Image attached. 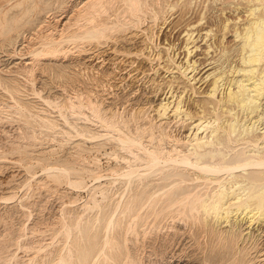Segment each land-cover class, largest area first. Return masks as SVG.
<instances>
[{
    "label": "bare ground",
    "instance_id": "bare-ground-1",
    "mask_svg": "<svg viewBox=\"0 0 264 264\" xmlns=\"http://www.w3.org/2000/svg\"><path fill=\"white\" fill-rule=\"evenodd\" d=\"M20 1L18 2L17 6L15 5V7H20L22 3L25 4V2ZM168 1L169 0H68L69 5L66 3V0H33L32 2H27L23 8H18L17 11L11 14H6L3 19H0V42H2L3 47L4 45L6 46L9 44L14 46L17 43V39L20 35L19 32L21 30L25 29L27 30L26 32H30L27 34H32L36 30V27L43 28L42 32H40L41 29L38 28L35 31L37 34V31L40 30L38 32L40 33V35L38 34L39 36L29 35L31 37H36L37 41L32 40V38L28 36L30 38H28V40L30 41L27 42V40L23 37L25 39V45L20 46L27 48V52L30 50L31 53H34L38 61H44L39 64V67L36 68L35 63L37 62L35 61L37 60L34 61L35 63L31 61L30 65L27 63L26 66L21 65V63H24L22 62L24 60L23 58H21L23 59L22 61L17 63L14 62L15 60L13 59L14 61L11 62H14L12 64H15L14 66L17 69L15 68L16 70H13L8 68L7 71L2 70L4 72L6 71V74L0 70L3 73H0V87L12 100H14V102L17 104V108L19 106V109H16V112H18L17 110L22 109L20 106L23 108L35 107L34 104H32L33 101H31V103L30 101H24V99L21 98V96H24L23 94H25L29 88L28 85L21 84V81L23 82L25 79L26 81L27 79L30 80V76H34L36 73L41 74L39 71L44 73V71L57 69V72L61 73L60 77L65 75L63 73L66 70H69L68 68L71 66V63H69L67 59L65 60V56L68 55L67 53L70 50V46H72L71 49L82 51L85 50L84 48L86 46L100 48L102 45L115 46L116 42L120 40L131 42L134 39H137V36H139L138 38L140 39V42L148 45L147 40H151V38H149L151 34L150 36L149 34L148 36H144L145 32L140 31V29L133 31L131 29L139 26L142 18L144 17H148L151 19V21L155 22L156 19H158V14L161 12V9L169 5ZM193 1L194 0H177V3H174L175 5H170L172 6L171 8H174L173 6L178 8L177 13L175 14H178L180 18H178L179 21L177 22H180V20L186 18V12L188 8L190 9V5L193 3ZM207 1L208 0H205V3ZM217 1H219L221 6L220 12L217 11L220 16H222L220 13L223 14L225 12H230V10L231 12L234 11L233 14H236L235 12H237L238 16L235 15L237 17L232 20H235V24L231 23L232 21L229 19V17L224 20L222 19L223 27L221 29L223 31V35L220 33L222 36L219 35V38L217 37L218 39L215 40V33L219 31L214 29L213 24L211 25L213 28L205 26L206 29L202 30L201 32L197 31L199 29L198 26L200 27V25L207 23L209 19L207 20L206 17L199 16L200 18L195 20L193 23L191 22L192 24L188 22L189 24H187V27H184L186 29H182L184 31L183 36L185 38V43L183 42L184 46L182 45L184 51H182V47L179 49V51L185 53H183L184 55L182 58L180 57L181 59L177 57V53L179 51H176V53L173 55L168 53H172V51H169L171 50L169 47L171 45L168 46V44L167 46L164 44L160 45L158 50H156V53L152 56L146 53L147 51H145V49L146 47L149 48V46L145 45H143V48L141 49L139 48V45V50H132L130 47L127 51L126 48L125 52H120L119 50H116V48H111V50L115 53L111 57L117 56L114 58L127 67L124 70L118 71L119 73L121 71H123L121 73H124L125 70L129 71V67L134 69L132 75L134 74V77H138L140 81L142 80L141 77L146 75L145 77L148 78L147 81L154 83L155 86L157 85V88H165L166 94L165 96H162L163 98L160 97L159 99L157 97V99L155 96L156 99L149 101L148 105L144 106L147 107V110L149 109L148 111L151 113L150 116L149 114L147 115V110H145L147 113L144 111L142 112V110L146 109L144 108L141 110L142 114L141 116H138V118H136V113L138 111H135L136 113H134L131 110V113H129L130 110H128L129 116L130 114L134 113V117L136 118L135 120L138 119L136 122H133L134 120H123V118L120 120H115V118L113 119L108 113H115V110L101 107V109H106V111H104L99 109L98 107L100 106L96 104L98 102V97L104 94L99 93L101 88H97V90L99 89V92L94 89L92 90L93 92H98V94L95 93L98 96L96 97L95 95V98H97L95 102V99L90 96L91 94H85L89 91V89L85 91L86 88L84 89V94L86 95H84V98H79L78 100L76 99L77 101H71L72 98L69 97L70 101L69 99H67L68 101L64 100V105L75 111L78 109H83L84 107H86L85 109L89 107L90 109L88 113H92L103 126L101 127V129L103 128V132L101 133L96 130V134L100 135L102 138L105 137L107 139L108 137L110 139L112 138V140L114 139L113 141H116L117 145H119L121 149L127 153L129 159L127 156H125L127 159H125L126 162L124 163L127 164L125 165L127 170L124 172V170L121 169L123 172L120 174V176L125 179V181L123 180L125 182V191H131V194L128 197H125L124 194L121 195L120 199L116 201L115 204L108 203L105 206H98V214L94 216L88 217L85 220L78 219L73 221L74 223L72 222L66 226H63L65 227L64 239L60 244L56 245V248L53 252H50L45 255L46 257H43L45 259L43 260L44 264H135V256L128 248V234L131 229L136 230L137 226L140 225L145 217L154 211H160L162 213L167 212L169 215H172V217H174L173 215L175 214L177 218H181L180 221H182L183 217L199 218V221L203 227L202 231L204 230L207 232L209 238L207 236L206 237L210 240L209 243H211V247L209 248L210 253L207 254L209 258L207 255V258H204L208 259L210 264H219L223 257L226 260L227 255L235 253L237 246L236 244L239 240H242L245 237H254L252 231L248 230L251 225L257 222H260L261 224L262 222L264 223V0H233L228 2L225 0ZM208 3L209 2H207V5ZM211 4L212 5L210 6L213 8L216 6L212 1ZM210 6H208L207 9ZM57 9H63L64 11L61 14H57ZM215 9L216 8H214V10ZM50 12H52V21L54 20V23L52 22L53 24L49 23V21L46 22L44 17L45 14ZM203 12L204 11H202V13ZM33 13L36 14V18L32 20L30 16ZM204 13H206V11ZM214 14L216 13L214 12ZM218 14L216 15L219 16ZM48 17H51V15ZM188 17L187 18L190 19V16ZM46 19L48 20V18ZM44 22L46 23L44 24ZM183 22L186 23L184 20ZM156 23L158 22H155V24ZM209 23L207 24L210 25ZM231 24L233 25L231 26ZM151 25L152 24H150L149 27H151ZM182 27L183 26L181 25V28ZM213 29L217 32L214 33ZM199 30H201V28ZM53 31H58L57 35H55L56 33L53 34ZM126 31L129 32L125 33ZM228 31H233L232 36L236 42L234 47L227 46L230 49L222 46L224 37L230 33ZM25 34L24 36H26ZM208 37L209 41L210 38L214 37L215 43L213 45L206 44L205 46V43L208 42ZM204 39L207 41H204ZM199 41L205 42L203 43L205 47L203 52H201V44L200 46L197 45ZM150 48L154 49V47ZM172 48H175L174 45H172ZM19 50L21 52L22 48ZM104 50L105 49L99 51L102 53ZM150 50L148 51L150 52ZM8 51L9 53L7 54H12V56H14L18 50L13 47L12 50ZM22 53L24 54L25 52ZM92 55L94 54L92 53ZM87 56L89 58V55H86V57ZM105 60L106 59H104V61ZM109 60L114 61L113 58ZM109 60L107 59L108 62ZM143 63H152L154 66H152L150 69L147 67V69H149L147 72L144 65L145 69L141 70L142 72H140V69L142 68L139 67L140 64ZM101 64H103V62ZM137 65H139V67ZM74 66V68L71 66L72 69L77 68L76 65ZM10 68L13 67L10 66ZM115 69L117 68L115 67ZM131 69L130 71H132ZM98 70L100 71V69ZM72 72L71 74L67 72V76L70 77V75H75ZM77 72L78 71H76V73ZM113 73V77H116L114 70ZM126 73L128 72L126 71ZM53 75H55L54 72ZM102 75L103 73L100 76L102 77ZM106 76H104V79ZM121 76V79H118L117 77L116 79H113L122 81L123 75ZM129 76H131V74ZM77 77L78 76H76V78ZM157 77H163L162 82L159 84L157 83L159 82L158 79L155 83ZM19 78L24 79L20 81ZM40 78L42 77L38 76V79ZM74 78L71 76V80L68 82L70 87H72L73 84H75L74 86L77 85L74 82H76L78 78ZM109 80L111 81L112 79ZM40 81L41 80H39V83H41L42 86L39 85L40 87L35 88L33 83L32 87L30 86L34 94L38 92V89L44 87L45 85H50L49 82L46 84L42 83L43 81ZM98 81L100 80L95 82ZM106 82L107 81L103 82V84ZM100 83L101 81L99 82V85ZM65 84L67 85V80L66 83H64V86H66ZM103 84L101 83V85ZM108 85L110 87L111 85L114 86L115 84ZM118 85H116V87L114 86L113 89L119 88L120 90ZM141 85L140 88L143 89L145 84H143L142 87ZM151 85L152 84L149 86L151 87ZM70 87L66 88H69L70 91ZM76 87L72 88L75 89ZM105 87L107 88V86ZM106 88L105 90L107 92ZM52 89L54 90V88ZM135 89L131 88L129 90L132 95V91ZM139 89H136L135 92L137 93V90ZM121 90L123 89L121 88ZM28 91L30 92V90ZM151 91L155 92V89L153 90L151 87ZM41 92L39 90L38 93ZM70 92L73 91L71 90ZM117 92L119 91L117 90ZM117 92L116 95L119 99V97L122 95V92L120 96H118L119 94ZM144 92L142 90V92L139 93L141 94V97L142 93L143 95H146V92ZM153 92L147 93H149L148 95H151ZM112 93L113 92H111V94ZM34 94L32 95L35 96ZM77 94L78 93H76V95ZM39 96V99H41V101L44 103H50L52 100L51 98H45L41 95ZM140 96L139 98H141ZM65 98H68V96H65ZM101 99H99V101H101ZM110 100L111 98L109 99V102ZM123 100L127 101L128 99ZM123 100L120 99V102H123ZM134 100L137 99L134 98ZM142 100L144 99L142 98ZM54 101H52V103H54ZM103 102L104 101L101 103ZM106 103L108 102L106 101ZM127 103L129 104L130 101H127L126 104ZM123 104L122 106L126 105ZM132 104L134 108L136 103L134 104L132 102ZM142 105L139 106L142 107ZM59 106L61 105L59 104ZM122 106L120 104L121 108ZM117 107L114 108L116 109ZM44 108H46V106ZM138 109L140 108L137 107V110ZM82 113H79V115ZM144 113H146L145 115H147V117L144 115ZM36 114L38 116L39 112ZM115 115H120V117H123L127 114H123V116H121L122 114L116 113ZM37 116L35 115V119H37V121H39L38 119L40 118H42L41 120H44L43 118H45L44 116H40V118ZM86 118L88 117L86 116ZM69 119V121L73 120L72 118ZM77 119L78 118H75L74 122L71 121V123H69V121L66 122L67 124H72L75 123ZM80 119L84 121V119ZM131 119L134 118L131 117ZM88 121L92 122L89 119ZM129 122H133L134 126L131 124L133 128L130 127ZM51 123H49L48 126ZM84 123L86 122L77 124L81 125L78 126L81 127L82 130L89 131V133H85L86 135L92 132L91 135L93 136L95 134L93 131H95V129L98 127L94 130L92 129L93 131H91V128L89 130V127H87L88 124ZM83 124L85 127H82ZM54 126L57 127L56 125ZM172 126H175L174 128H176L177 132H179L177 129L179 128L180 132L176 133L175 130V134L173 130L171 131L173 134L168 132L167 127L168 130H170L173 128ZM43 127L45 126L43 125ZM67 127L68 126H65V128ZM53 128L54 127L51 129ZM71 128L73 129V127ZM67 129H69V127ZM67 129H64V131ZM70 131L72 132V130ZM82 134L83 132H81L80 137L83 136ZM86 135H84L85 138H92L86 137ZM93 137L95 139V136ZM54 171L62 172L59 170ZM62 173H65V171ZM97 175H99V173H97ZM99 176L101 177V175ZM100 177L97 176L95 179L99 180ZM203 188H208L210 190L207 189L205 193L200 192ZM77 208L80 207L77 206ZM180 223L182 224V222ZM132 225L134 226L133 228ZM183 226H185V222ZM258 226L260 227H257V232L254 231L256 233L255 236H260V238H263L264 240V228H261L263 225L261 226L258 224ZM183 230L185 231V229ZM200 235H198V237ZM194 237H196V235ZM260 238H258V240H260ZM136 245H138V243ZM46 246H49V244ZM139 247H141V245ZM43 250V246H39L30 254H25V257L27 258V264H33V262L41 257L42 253H44ZM240 250L238 251L240 252ZM262 250H264V248ZM235 257L236 256L233 258ZM240 259L238 261L235 258L237 262L234 260V262L231 264H243L241 263ZM197 263L200 262L198 261ZM202 263H206V261Z\"/></svg>",
    "mask_w": 264,
    "mask_h": 264
},
{
    "label": "rangeland",
    "instance_id": "rangeland-1",
    "mask_svg": "<svg viewBox=\"0 0 264 264\" xmlns=\"http://www.w3.org/2000/svg\"><path fill=\"white\" fill-rule=\"evenodd\" d=\"M19 1L20 0H0V15H1L0 19H3L6 14H11V13L17 11L18 8H23L27 4V2L29 3L30 1L32 2L33 0H30V1L29 0H24V1L21 0L22 2H25V4L22 3L20 7H15V5L16 6L18 5ZM211 1L213 3H215V5H216V6H214V8H216L215 10L213 7L210 6V5H212ZM225 1L228 2V1H233V0H225ZM168 2H169V5L168 6L164 5L166 7L161 9V12L158 14V19H156V21H155L158 23L155 24V22L151 21L150 18L144 17V18H142L139 26L131 29L132 31L140 29V31L145 32L144 36L145 35L148 36V34L150 36V34H151V36L149 37V38H151V40H149L151 42H149L147 40L148 45H145V43L140 42V39L138 38L139 36H137V39H134L131 42L125 41V40L124 41L120 40V41L116 42L115 46L102 45V47H100V48H96L94 46H86L84 48L85 50H82V51L71 49L72 46H70V50L67 53L68 55L65 56L66 58L65 57H63V58H65V60L67 59V61L69 63H71V66H73V68L75 67L74 65H76L77 68L72 69V67L70 66V68H68L69 70H66L63 73L66 75V76L63 75V76H65L64 78H62L63 76L60 77L61 73H58L57 69L44 71V73L39 71L41 74L36 73L34 76H30V80L27 79V81H26V79H25L23 81L24 83L21 81L24 78H21V79L19 78V80L21 81V84L28 85V87H29L28 90H30V92L27 90L26 93L23 94L24 96H21V98L24 99V101H30V102L33 101V103L32 102L31 103L34 104L35 107L23 108L20 106V108H22V109L17 110L18 112H16V109H19V106L17 108V104L14 102V100H12L0 87V104H1L0 105V111L2 110L0 112V113H2V114H0V264H27V262H26L27 258L25 257V254H27V255L30 254L33 250H35L39 246H43L44 253H42L41 257H39L36 261H34L33 264H44L43 260H45V259L43 257H46L45 256L46 254L53 252L56 248V245L60 244L61 241L64 239L65 227H63V226H66L67 224L72 223L73 221H76L78 219L85 220L88 217L94 216V215L98 214V206H100V205L105 206L108 203L115 204L116 201H118L120 199L121 195L124 194L125 197H128L131 194V191L130 192L125 191V186H124L125 185L124 184L125 179H123V177L120 176V174H122L123 170H124V172H126L125 170H127V168H125V165H127V164H124L126 162L125 159L128 158L127 153L123 149H121V147L119 145H117L116 141H113L114 139L112 140V138L110 139L108 137H107V139L105 137L102 138L100 135L96 134L97 131L101 132V133L103 132L102 131L103 128L101 129V127H103V126L95 118V116L92 113H88L89 109H90L89 107H87V109H85L86 107H84L83 108L84 110L78 109L79 111L78 110L75 111V110L71 109L70 107L68 108V106H65L64 104H65V101H68L67 99H69V97L72 98L71 101H74L76 99L78 100L79 98H81V99L84 98L85 94L86 95L91 94L90 96H92V98L95 99L94 100V102H95L97 100V98H95V95H96L95 93L98 94V92L100 91L99 93H104V94L102 96H100L102 99L96 95V97H98L97 101L99 102V103L97 102L96 104L98 106H100V107H98L99 109H101V107H104V108H108L111 110H115L116 111V112L114 111L115 113H108L109 116H111L113 119L115 118V120H120L123 118V120H127V121H131V120L133 121L134 120L133 122H136L138 119L137 120H135V119L138 118V116H141L143 111L147 113V111L149 110V109L147 110V107H144V106L148 105L149 101H151V100L153 101L157 97L159 99H160V97L163 98L162 96H165L166 90L163 86H162L163 88H157L158 87L157 85L155 86L154 83H150L149 81H147L148 78L145 77L146 75L144 77L142 76L143 78L141 77V79H142L141 81H143V82H141L138 79V77H134L135 76L134 74L132 75L134 69H131L129 67H128L129 71L128 70L124 71L125 74L121 73L123 71H121L119 73L118 71L124 70L127 67L125 65H123V63L121 64L117 59L114 58L117 56L111 57V56H113V54H115L111 50V48H116V50H119L120 52H125L126 48H127V51L129 50L130 47H131L130 49H132V50H134V49L139 50L138 49L139 45H140L139 46L140 49L143 48V45H145V46H149V48L146 47V49H145V51H147L146 53H148V55L152 56L153 54L156 53V50H158V47L160 45L164 44L165 46H167V44H168V46L171 45V46H169L171 49L169 51H172V53L171 52H168V53L173 55L176 53V51L178 52L179 49H181L182 45L184 46L183 42L185 43V38L183 36L184 35L183 30L186 29L184 27L185 26L187 27V24H189L188 22H190V24H192L195 20L200 18L199 16L206 17L207 20L209 19V21L207 23L210 22L209 23L210 25H208L207 23H205L207 25L202 24V25H200V27L198 26V28L199 29L201 28V30H199V29L197 30V28H196V30L201 32L202 30L206 29V27H212L211 25L213 24L214 29L219 31V32H217L213 29L214 33L217 32V33H215L216 34L215 40H217L219 38V35H221V34L223 35V31L221 29L223 27V20L229 17V19L232 21L233 19H235V17L238 16L237 12H235L236 14H233L234 11L231 12V10H230V12H225L226 14L220 13L222 15V16H220L217 11L220 12L221 6L219 4V1H217V0H215V1L214 0H208L207 1V2H209L208 5H207V2L205 3V0H194L193 3L190 5V9L188 8V10L186 12L187 13L186 18L188 16H190V19H188L189 18L188 17L187 19L185 18V19L180 20V22H177V21H179L178 18H180L178 14H175V13H177L178 8H176L175 6H173L174 8H171L172 6H170V5H175L177 3V0H169ZM66 3L68 4V0H66ZM208 6H210L211 8L209 7L210 9L209 8L207 9ZM193 9H194V11H193ZM6 10H9V11H6ZM58 10L61 12H59ZM63 11H64L63 9H57V14H61ZM202 11H204V12L206 11V13H204V12L202 13ZM214 12L216 14H218L219 16L214 14ZM51 13L52 12L47 13L49 15L45 14L44 17H45L46 22L49 21V23L53 24L54 20L52 21L53 18H52ZM210 14H212V15H210ZM46 15H47V17H46ZM50 15H51V17H48ZM209 15H210V17H209ZM235 15H237V16H235ZM30 18L33 20L34 18H36V14L33 13L30 16ZM46 18H48V20ZM210 18L212 21L210 20ZM49 19H51V20H49ZM183 20L186 21V23L183 22ZM234 21H232L231 23L235 24ZM46 22H44V24ZM150 24H152L151 27H149ZM233 24H231V26ZM181 25L183 26L182 28H181ZM37 28L38 27H36L35 29L37 30ZM38 29H41V31L39 30L40 32L43 31V28H38ZM26 31L27 30L23 29L19 32L20 35L17 39V43L14 46L9 44L6 46L4 45V47H3L2 42H0V66H1L0 70L1 71L2 70L7 71L8 68L14 70L16 67L14 66L15 64H12V63L20 62L23 59L25 61L23 60L22 62H24V63H21V65H26L27 63H28V65H30L31 61L34 62L35 60H37L35 57V54L31 53L30 50H29V52H27L26 50H28V49L23 47V46L25 45V42H24L25 39L28 42V41H30V40H28L29 37L34 36V35L39 36L40 33H38L39 31H37V34H36L35 31L33 30L34 33H32L33 34L32 35V34H27L30 32H26ZM148 31H150V32H148ZM25 32H26V34H25ZM127 32H129V31H126L125 33H127ZM228 32H230V33H228L224 37L222 46L234 47L236 42L234 41V39H233L234 37L232 36L233 31H228ZM52 33L53 34L56 33L55 35H57L58 31L57 32L53 31ZM24 34L26 36H24ZM29 35H31V36H29ZM182 37L184 38V41H183ZM31 38H32V40L37 41L36 37H31ZM207 39H208V42H206V43L204 42V41H207L205 39L203 42L199 41L197 43V45H199V46L201 44V46H200V47H202L201 52H203V50L205 49L203 43H205V46H206V44H212L213 45L215 43L214 37L210 38V41H209V37ZM21 40H22V42H21ZM199 40H200V38H199ZM21 43H23V44H21ZM122 43H124V44H122ZM20 45H23V46H20ZM134 45H135V47H134ZM155 45H157V46H155ZM172 45H174L175 48H172ZM13 47H15L18 50L16 52V54L14 56H12V54H7V53H9L8 50H12ZM150 47H154L155 50L153 48H150ZM229 47H227V48L230 49ZM21 48H22V50L20 52L19 49H21ZM102 49H105L104 50L105 52L102 51V53H101L99 51ZM94 50H96V51H94ZM148 50H150V52ZM182 51H184L183 47H182ZM182 51H179L178 52L179 54L177 53V57H179V58L183 57V55H184L183 53H185V52H182ZM22 52H25L27 55L24 53L25 54V57H24V54ZM94 52H96L97 54ZM92 53L94 55H92ZM90 54H91V57H90ZM86 55H89V58H88V56L86 57ZM103 56H104V58H103ZM21 58H23V59H21ZM86 58H87V60H86ZM112 58L114 61L109 60ZM104 59H106L105 61L107 62V64L104 61ZM107 59L109 60V62L107 61ZM71 60H73V61H71ZM96 60H98V61H96ZM11 61H14V62H11ZM27 61H29V62H27ZM43 61H41V60L35 61V62H37V63L34 62L36 68L39 67V64H41ZM102 62H103V64H101ZM72 63H74V64H72ZM99 63H100V66H99ZM104 64H106V65H104ZM144 65H145L146 69H145ZM10 66L13 68H10ZM137 66L139 67V65H137ZM152 66H154V64H152V63L151 64H149V63L140 64L139 68H142V69H140V72H142L141 70H144V69L146 71L147 70L149 71V69ZM115 67L117 69H115ZM147 67L149 69H147ZM101 68L105 71H103ZM98 69H100L101 72ZM130 69L132 71H130ZM75 70L78 71L77 72L78 74L76 73ZM106 70L109 72H107ZM113 70L115 72V76L118 79H121V77H122L121 75H123L122 81H119L118 79H117L118 81L115 80L116 77H113V75H114ZM1 71H0V73L3 74L2 72H4V71H2V72ZM126 71L129 74L126 73ZM146 71H144V72H146ZM5 72H4V74H6ZM53 72L55 73V75H53ZM67 72H69L70 74H71V72L74 73L76 76H78L77 77L78 79L76 78L75 75H70V77H68L67 76L68 74H66ZM106 72H107L106 75L108 76V78L105 75ZM48 73H50V74H48ZM100 73L101 74L103 73V75H102L103 78L100 76L101 75ZM130 74H131V76H129ZM37 75L42 77V78L38 79ZM91 75H93V76H91ZM109 75H111V76H109ZM71 76L73 78L75 77L74 79H77L76 82H74L77 84L76 85L77 87L74 86L75 84L72 85V87H76L75 88L76 90L74 88L70 87L68 84V82H70V80H71L70 79ZM104 76H106L105 79H104ZM126 76H128V77H126ZM96 77H98L99 79ZM113 78H115V79H113ZM162 78L163 77H157L155 80V83L157 82V79L159 81L157 83L158 84L161 83ZM109 79H112L115 81H112V80L110 81ZM129 79H130V82H129ZM134 79H136V80H134ZM39 80H41L40 82L43 81L42 83H46V84H48L47 82H49L50 85H48V86L45 85L44 87L37 90L38 92H39V90H40V92L42 91L41 93H38L36 91L37 93L34 94L32 92L33 90L30 88V86L32 87V83L34 84L33 86L35 88L42 86L41 83H39ZM62 80L64 83H66V80H67V85L65 84L66 86H64V83L62 82ZM97 80H100L102 84L105 81H107V82L104 83L103 85H101V83H100V85H101L100 86L99 85L100 81L95 82ZM126 80H128V81H126ZM77 81H78V83H77ZM145 81L148 83H146ZM114 82H116V83H114ZM133 82H136V83L139 82V83L136 84ZM93 83H94V86H93ZM118 83H119V85H118ZM121 83H123V84H121ZM51 84H53L54 86ZM56 84H57V86H56ZM95 84H97V85H95ZM108 84H110V85L115 84L114 85L115 87H116V85H118V87H120V90H119V88L113 89L114 86L111 85L112 87L111 86L109 87ZM143 84H145V86H143ZM150 84H152L151 87L153 90L155 89V92L151 91V87L149 86ZM123 85H125V86L127 85V86L125 87ZM140 85H141V87L143 86V89L140 88ZM105 86H107V88ZM58 87H59V89H58ZM66 87H70V91L72 90L73 92H70L69 88H66ZM130 87L133 89H135V88L136 89L140 88V89L137 90L138 91L137 93L135 92L136 89L133 90L132 91L133 95H132L131 92L129 91L131 89ZM154 87H156V88H154ZM52 88H54V90ZM97 88H99V89L101 88V90L98 89L99 90L98 91ZM105 88L107 89V92H106ZM121 88L123 90H121ZM50 89H52V90H50ZM84 89H85V91H87V89H89V91L87 93H85ZM93 89L97 90L98 92H93L92 91ZM162 89H163V91H162ZM117 90L119 92H117ZM142 90H143V92L145 90H147V91H145L146 93L144 92L146 95L149 94L147 92H153V94L150 93L151 95L146 96V95H143V93H142V97H141L140 96L141 94H139V93H141ZM75 91H77V92H75ZM103 91H105V92H103ZM124 91L125 92L128 91V92L125 93ZM158 91L160 92V94ZM111 92H113V93L111 94ZM116 92L119 94L118 96H120V94L122 92V95L119 97V99L117 98ZM163 92H164V94H163ZM76 93H78L77 95H80V96H77ZM93 93H94V95H93ZM114 93H115V95H114ZM128 93H130V94H128ZM32 94H34L35 96H33ZM57 94H59V95H57ZM65 94H67V95H65ZM39 95H41L42 97L44 96L45 98H51L52 100L49 99V100H51L50 103H44L41 101V99H39L40 98ZM70 95H73V96H70ZM112 95H114V96H112ZM65 96H68V98H65ZM103 96H105V97H103ZM139 96L141 98H139ZM143 96H145L147 99ZM155 96H156V98H155ZM149 97H150V99H149ZM151 97H154V98H151ZM106 98H108V99H106ZM110 98H111V100L109 102ZM134 98L137 100H134ZM142 98L144 100H142ZM99 99H101V101H99ZM112 99H114V100H112ZM115 99H116V101H115ZM120 99H122V100L128 99L127 101L128 102L130 101V103L126 104V102H127L126 100L125 101L123 100V102H120ZM52 101H54V103H52ZM69 101H70V99H69ZM102 101H104V102L101 103ZM106 101L108 103H106ZM117 101L119 102V104ZM132 102L134 104L136 103L134 105V108H133ZM143 102H145V103H143ZM49 104H52V105H49ZM59 104L61 106H59ZM102 104H103V106H102ZM105 104H107V105L109 104L108 105L109 107ZM120 104H121V106H122V104L123 105L126 104V105L122 106V108H121ZM130 104H132V105H130ZM139 105L140 106L142 105V107H140ZM45 106H46V108H44ZM48 106H51L53 108L48 107ZM117 106H119V107H117ZM10 107H12V108L14 107V108L12 109ZM114 107H117L116 108L117 110ZM137 107L140 109L137 110ZM104 108H102L101 110L106 111V109H104ZM124 108H125V110H124ZM144 108H146V109H144ZM28 109H30V110H28ZM142 109H144V110H142ZM85 110H87V111H85ZM128 110H130L129 113H131V110L134 113H136L137 111L141 112V110H142V112L141 113L137 112L136 118H135L134 113H132L133 115L130 114V116H129ZM145 110H147V111H145ZM24 111H26V112H24ZM27 111H29V112H27ZM77 111L79 113H82L83 111L84 112L81 115H79V113ZM108 111H110V110H108ZM121 111H123V112H121ZM20 112H23V113H20ZM38 112H39V114L37 116L36 113H38ZM48 113H50V114H48ZM64 113H65V115H64ZM116 113L122 114L121 116H123V114H127L124 116L129 118L130 120L125 118L124 116L120 117V115H115ZM146 113H144V115ZM46 114H48V115H46ZM137 114H139V115H137ZM148 114H149V116L151 115L150 111H148L147 115ZM9 115H11L12 117ZM35 115L39 118H40V116L41 117L44 116L45 118H43L44 120H41L42 118H40V119H38L39 121H37V119H35ZM70 115L74 116V117H71ZM75 115H78V116H75ZM84 115H86L88 118H86V116H84ZM147 115H145V116L147 117ZM32 116H33V118H32ZM131 117L134 119H131ZM69 118L73 119V120H71L72 122H74L75 118H78V119L75 121V123L69 124V123H71V121H69L70 120ZM80 118L84 119V121L81 120ZM29 119L32 121H30ZM79 119L81 120L82 123L86 122L84 124H88L87 127H89V130L91 128V131H93L95 128L98 127L93 132H95V134L98 135L99 137L94 134L93 135V136H95V139H94V137L91 135L92 132H90V134L86 135L85 133H89V131L88 130H82V128L79 127V126H81V125H79L81 123ZM88 119L92 122H89ZM50 120H52V121H50ZM46 121H48V122H46ZM66 121H69V123L67 124ZM93 121H97V122H93ZM51 122H53V123H51ZM76 122L79 124H77ZM133 122L132 123L129 122L131 128H133V126H134ZM49 123H51L50 124L51 126L50 125L48 126ZM96 123H98V124H96ZM43 125L45 127H43ZM54 125H56L57 127H55ZM70 125H72V126H70ZM83 125H82V127H85V125L84 126ZM65 126H68L69 129L71 127H73V129L72 128L70 129V130H72V132L69 129H67L68 127L65 128ZM90 126H92V127H90ZM47 127H49V128H47ZM50 127L51 128L54 127V128L51 129ZM77 127H79V128H77ZM172 127L173 128L170 130H168V127H167V131L170 133H172L171 132L172 130H173V132L175 130L176 133L180 132L179 128H177L179 131V132H177L176 128H174L175 126H172ZM64 129H67L66 130L67 132L64 131ZM75 129L76 130L79 129L81 132H83V134H82L83 136L80 137L81 132L79 130L77 132H75L76 131ZM68 132H70V133H68ZM175 132H174V134H175ZM78 133H80V134H78ZM84 135H86V137H92V138H85ZM46 136H48V137H46ZM80 138H82V139H80ZM113 143H116V144H113ZM78 144H79V146H78ZM119 149H121L122 151ZM118 153H121L122 155L118 154ZM121 156H123V157H121ZM125 156H127V158ZM121 158L122 159L124 158L123 159L124 161ZM121 169H123V170L121 171ZM54 170H59L62 172L65 171V173L54 171ZM116 171H120V172H116ZM97 173H99V175H101V177L99 175H97ZM65 175H67V176H65ZM97 176L100 177L99 180L95 179V178H97ZM207 189L208 188H203L202 189L203 191L201 190L200 192L205 193L207 191ZM208 190H210V189H208ZM90 197H91V199H90ZM101 200H103V201H101ZM77 206L80 207L81 209L77 208ZM173 216L174 217H172V215H169L167 212L162 213L160 211H154L145 217V219L140 223V225L137 226L136 230H134V229L130 230V232L128 234V248H129L130 252L135 256V264H200V263L201 264H206V263L210 264L208 259H205L204 257H206V255L210 253L209 248L211 247V243H209L210 240L207 239V237H208L207 232H205L204 230L202 231L203 227H202L201 222L199 221V218H197V217H193V218L183 217L182 221H180L181 218H177V216H175V214ZM169 218H171V219H169ZM171 220H175V221H171ZM180 222H182V224ZM184 222H185V226H183ZM187 223H189V224H187ZM258 224L261 226L263 225L261 228H264L263 222H262V224L260 222L259 223L257 222V223H254L253 225H251L248 230L252 231V234L254 235V237L253 236L245 237L244 239L239 240L238 243L236 244L238 247L235 245L236 246L235 250L237 252L234 250L235 253H232L231 255H227V258L225 257L226 260L223 257V259L220 260L219 264H224L225 262H226L225 264H231L232 262H234L235 258H236V260L239 261L240 257L242 259V260L240 259V261L243 264H264V250H262L264 248V240H263V238H260V236L259 237L255 236L256 233L254 232V231L257 232V229H258L257 227H260V226H258ZM133 227L134 226L132 225V228ZM182 228L185 229L186 232ZM175 229H179V230H175ZM143 232H145V233H143ZM200 234H202V235H200ZM141 235H143V236H141ZM189 235H191L192 237ZM195 235H196V237H194ZM198 235H200V236L198 237ZM258 238H260V240H258ZM207 240H209V241H207ZM137 243L139 246L141 245V247L136 245ZM207 243H209L210 246ZM47 244H49V246H46ZM152 244H154V245H152ZM198 245H200V246H198ZM44 247H46V248H44ZM130 248H132V249H130ZM139 248H140V250H139ZM136 249H137V252H136ZM200 250H202L203 252ZM207 250H209V251H207ZM238 250H240V252L242 250L243 251L240 253ZM20 253H22V254H20ZM237 253H239V254H237ZM233 254H234V256H236L235 258H233L234 257ZM238 255H240V256H238ZM158 257H159V259H158ZM231 257H232V260H231ZM238 257H239V259H238ZM243 257H244V260H243ZM208 258H209V256H208ZM255 258H258V259H255ZM167 259H168V261H167ZM228 259L231 261H229ZM203 260L206 261V263H202V262H204ZM40 261H42V262H40ZM198 261L200 263H197Z\"/></svg>",
    "mask_w": 264,
    "mask_h": 264
}]
</instances>
